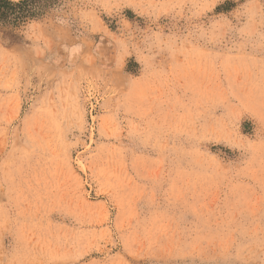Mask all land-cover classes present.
Instances as JSON below:
<instances>
[{
	"label": "rangeland",
	"instance_id": "rangeland-1",
	"mask_svg": "<svg viewBox=\"0 0 264 264\" xmlns=\"http://www.w3.org/2000/svg\"><path fill=\"white\" fill-rule=\"evenodd\" d=\"M28 2L0 20V264H264V0Z\"/></svg>",
	"mask_w": 264,
	"mask_h": 264
},
{
	"label": "trees",
	"instance_id": "trees-1",
	"mask_svg": "<svg viewBox=\"0 0 264 264\" xmlns=\"http://www.w3.org/2000/svg\"><path fill=\"white\" fill-rule=\"evenodd\" d=\"M33 14L32 4L28 0H0V20L16 22Z\"/></svg>",
	"mask_w": 264,
	"mask_h": 264
}]
</instances>
